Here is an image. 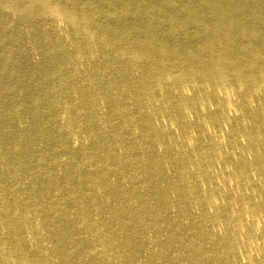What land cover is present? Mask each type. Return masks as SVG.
I'll return each mask as SVG.
<instances>
[{
    "label": "bare ground",
    "instance_id": "bare-ground-1",
    "mask_svg": "<svg viewBox=\"0 0 264 264\" xmlns=\"http://www.w3.org/2000/svg\"><path fill=\"white\" fill-rule=\"evenodd\" d=\"M0 264H264V0H0Z\"/></svg>",
    "mask_w": 264,
    "mask_h": 264
}]
</instances>
